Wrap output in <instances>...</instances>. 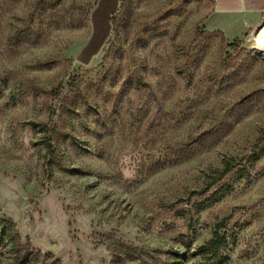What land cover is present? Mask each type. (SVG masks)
Masks as SVG:
<instances>
[{
  "label": "rangeland",
  "instance_id": "374dc122",
  "mask_svg": "<svg viewBox=\"0 0 264 264\" xmlns=\"http://www.w3.org/2000/svg\"><path fill=\"white\" fill-rule=\"evenodd\" d=\"M98 3L0 0V264H264V15L116 0L88 54Z\"/></svg>",
  "mask_w": 264,
  "mask_h": 264
},
{
  "label": "crops",
  "instance_id": "0c3cea01",
  "mask_svg": "<svg viewBox=\"0 0 264 264\" xmlns=\"http://www.w3.org/2000/svg\"><path fill=\"white\" fill-rule=\"evenodd\" d=\"M264 15V0H212L211 11L203 18V28L218 31L226 40L243 37Z\"/></svg>",
  "mask_w": 264,
  "mask_h": 264
},
{
  "label": "trees",
  "instance_id": "16d2710c",
  "mask_svg": "<svg viewBox=\"0 0 264 264\" xmlns=\"http://www.w3.org/2000/svg\"><path fill=\"white\" fill-rule=\"evenodd\" d=\"M108 6L105 9L104 12H100L101 6L104 3V0H99L97 8L93 11V22H94V31L93 34L86 44V46L83 48V51L86 53L93 54L95 53L101 42L104 40V38L107 35L108 31V17L109 14L112 13L115 10V4L116 0H108ZM99 15V17H98ZM98 21L101 22V27L98 25ZM231 168V164H227L220 175L226 174ZM17 232L15 231V225L10 219L3 218L0 216V240L7 238L8 241L14 242L15 238L17 237ZM220 236L216 237L212 241H210L213 244H219L221 242ZM201 249H204V247H201ZM45 259H52L50 263H46ZM14 264H59V261L57 259H54L51 253H48L46 255H41L39 251H34L33 249H26L24 252L17 249L16 257Z\"/></svg>",
  "mask_w": 264,
  "mask_h": 264
},
{
  "label": "bare ground",
  "instance_id": "6f19581e",
  "mask_svg": "<svg viewBox=\"0 0 264 264\" xmlns=\"http://www.w3.org/2000/svg\"><path fill=\"white\" fill-rule=\"evenodd\" d=\"M262 30H264V29H262ZM264 32V31H263ZM263 42H264V39H263Z\"/></svg>",
  "mask_w": 264,
  "mask_h": 264
},
{
  "label": "built area",
  "instance_id": "2783aa9c",
  "mask_svg": "<svg viewBox=\"0 0 264 264\" xmlns=\"http://www.w3.org/2000/svg\"><path fill=\"white\" fill-rule=\"evenodd\" d=\"M263 42V41H262ZM263 44H264V42H263Z\"/></svg>",
  "mask_w": 264,
  "mask_h": 264
}]
</instances>
